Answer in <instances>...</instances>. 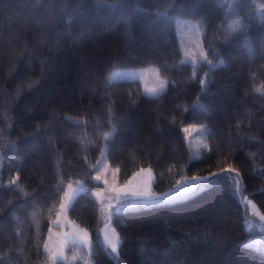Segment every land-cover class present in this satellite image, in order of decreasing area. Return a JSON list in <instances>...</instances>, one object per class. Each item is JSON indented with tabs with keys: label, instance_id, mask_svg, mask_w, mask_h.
Listing matches in <instances>:
<instances>
[{
	"label": "trees",
	"instance_id": "1",
	"mask_svg": "<svg viewBox=\"0 0 264 264\" xmlns=\"http://www.w3.org/2000/svg\"><path fill=\"white\" fill-rule=\"evenodd\" d=\"M196 29L198 61L185 45ZM144 66L164 91L110 79ZM188 125L208 140L197 157ZM102 154L121 180L152 167L160 193L236 171L180 202L114 211L118 258L91 188ZM234 175L264 216V0H0V264H49L43 245L80 180L90 188L69 213L92 244L76 264H264Z\"/></svg>",
	"mask_w": 264,
	"mask_h": 264
},
{
	"label": "rangeland",
	"instance_id": "2",
	"mask_svg": "<svg viewBox=\"0 0 264 264\" xmlns=\"http://www.w3.org/2000/svg\"><path fill=\"white\" fill-rule=\"evenodd\" d=\"M199 36L192 37L191 33L187 34L185 41V45L189 46L187 54H189L190 58L194 61H198L197 53L199 52L198 40L201 37L202 31L196 29L195 30ZM197 40V41H196ZM212 65H217V62H214ZM110 79L112 80H120V79H139L144 87V90L151 88L159 89L160 81L165 82V87L163 90H158L157 94L164 91L168 86V80L165 76H163L158 67L156 66H144V67H126V68H115L110 73ZM156 95V94H155ZM185 131L191 157H197L201 154V151L208 146V140L206 137V133L203 125H188L185 126ZM102 154L100 160L96 164V171L94 173V177L99 173L102 176V180L97 182L98 184L91 187L96 198L99 201L100 207L103 213V223L101 227L102 238L105 243L110 248L111 252L118 258L121 257L120 254V235L114 225L113 221V213L116 211V208H120L121 210L125 209H135L130 207H125L126 205H131L135 200L141 199L142 197H138L135 195L136 193H145L152 192L155 194H164L169 191L174 190L176 184L169 190L165 192H157L155 190L154 184L156 181V175L152 167H143L137 170L133 175H131L126 180L120 179V170L118 167L111 165L108 160L103 157ZM143 170V171H141ZM188 177L187 179H190ZM103 180H107L108 183L104 184ZM233 185L238 189L247 203L250 214L253 216L252 218H247L245 220L246 229L249 231H253L246 240L245 244L262 248L264 250V216L261 215L256 205L252 203L246 193L244 192V187L242 181H237V178L234 176L231 177ZM183 181V180H182ZM71 185L70 189L68 186ZM65 193H69L72 195V200L69 201V197L65 195L62 198L61 203H68L69 207L66 208L63 213L60 215L59 224L56 223L57 214L53 219L51 231H49L46 242L49 244L51 249L50 252V262L52 264L51 256L52 252H56L60 249L62 242L66 239L67 233L77 232L80 233L81 236L87 234V239L89 243L85 244L81 241L77 240L76 242H69L62 250L64 253V259H57L56 264L59 262H64L65 264H76L78 261L85 258V250L88 252L91 244H92V236L88 229L78 224L72 217L70 216L69 210L73 203L75 196L83 191H86L89 185L84 181L80 180L78 182L69 183ZM82 188L83 191H78L73 193V189ZM115 189V190H113ZM102 190V191H101ZM100 192V195L97 196L96 193ZM119 197L120 199H117ZM60 203V205H61ZM171 203V202H161L154 205ZM60 205L57 213L60 211ZM141 208V207H138ZM108 237L117 245L116 249L113 250L111 245H109L105 239ZM87 256V255H86ZM87 263V262H86Z\"/></svg>",
	"mask_w": 264,
	"mask_h": 264
},
{
	"label": "snow or ice",
	"instance_id": "3",
	"mask_svg": "<svg viewBox=\"0 0 264 264\" xmlns=\"http://www.w3.org/2000/svg\"><path fill=\"white\" fill-rule=\"evenodd\" d=\"M257 15L260 16L261 12L258 11ZM187 62V61H185ZM222 63V61H221ZM203 83V81H202ZM165 87V82L160 81L159 83V89L157 88H151L147 89L146 92L149 95H155L157 94L158 90H163ZM184 131H187V129H184ZM143 171V170H141ZM235 169H221L220 172H214L210 173L208 176H193L190 179H185L183 181H178L174 190L169 191L164 194H155L152 192H145V193H136L138 197H142L141 199L135 200L131 205H126L125 207H130V208H138V207H144L148 208L153 206L154 204H158L161 202H180L183 201L187 198H190L194 195H198L202 193L203 191L206 190V188L212 184L219 183L221 179L227 178L228 174L230 172H235ZM94 179L99 182L102 180V176L98 173ZM104 184H107V180H103ZM70 189L72 188L71 185L68 186ZM115 190V189H113ZM73 193L78 192V191H83L82 188L79 189H73ZM102 191V190H101ZM66 196L69 197V201L72 200V195L69 193H65ZM97 196L100 195V192L96 193ZM117 199H120L117 197ZM69 207L68 203H61L60 205V211L57 213V218H56V223L59 224V219L60 215L63 213V211ZM116 211L119 212L121 211L120 208H116ZM51 231V229H50ZM107 243L111 245L112 249L115 250L117 245L113 243L111 239H109L107 236L105 237ZM77 240L81 241L82 243H89V240L87 239V234H84V236H81L80 233L77 232H72V233H67L66 234V239L62 242L60 249H58L56 252H52L51 260L52 264H56L57 259L63 260L64 259V253H63V248L71 241V242H76ZM44 249L46 251H51L49 244L47 242L44 243L43 245Z\"/></svg>",
	"mask_w": 264,
	"mask_h": 264
}]
</instances>
